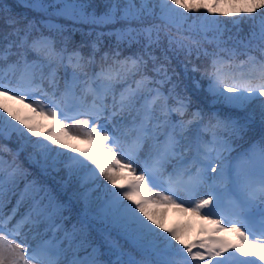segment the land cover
<instances>
[{
	"label": "snow or ice",
	"instance_id": "obj_1",
	"mask_svg": "<svg viewBox=\"0 0 264 264\" xmlns=\"http://www.w3.org/2000/svg\"><path fill=\"white\" fill-rule=\"evenodd\" d=\"M21 6L35 15L0 5V139L18 142L0 156V264H264V0L227 13L220 0ZM76 32L95 35L87 53ZM105 36L115 43L100 54ZM194 52L200 78L174 79L172 60ZM149 202L207 210L238 240H186Z\"/></svg>",
	"mask_w": 264,
	"mask_h": 264
},
{
	"label": "rangeland",
	"instance_id": "obj_2",
	"mask_svg": "<svg viewBox=\"0 0 264 264\" xmlns=\"http://www.w3.org/2000/svg\"><path fill=\"white\" fill-rule=\"evenodd\" d=\"M29 103L32 101L29 100ZM16 109H19V114L21 115H29L32 117L33 121L41 123V124H50L51 120L50 118H45L42 114H39L38 112H33L31 109L27 108L25 105L19 104L18 102H15ZM77 119H87V117H76ZM66 124H73L74 122L72 120L65 121ZM73 131H76L75 127L73 128ZM68 142L72 143L76 147L87 149L90 147V145L84 140V139H78L75 136L66 137ZM117 158L121 159L122 162H127V160L123 157L121 153H117ZM139 173V168L137 169V173ZM131 176L128 174V171H125L122 174V179H120L119 183H126V181H130ZM105 183H107L105 181ZM111 187V185H109ZM162 188L160 187H154L152 188V191L159 192ZM168 194V193H165ZM137 198H142L138 193L136 194ZM200 198H206V196L197 197V199ZM146 209L151 212L155 213L157 215H160V218L162 222L165 224L166 228L173 227V228H180L182 229V234L186 240L192 241L199 239L203 236L208 235L207 231L201 232V228L206 229L203 227L204 221H207L211 223L212 220L221 219L219 216H211L208 217V219H205V215L207 213V210L202 211L200 214H194L191 211L184 210L190 208V205L185 204L183 206V209L178 207L177 205H162V204H155L152 202H149L145 205ZM213 224V223H211ZM217 226L214 224L212 228V232L216 234V232L220 233L221 236H224L226 233H229L233 236L232 241H237L238 238L235 233L225 231L224 229H221L220 231H214V229ZM231 224H224V228H230ZM247 231L246 229H243ZM250 239H254V237L250 236ZM231 251V250H229ZM227 255V253H225ZM240 259H256L255 257H240ZM234 264V262H233Z\"/></svg>",
	"mask_w": 264,
	"mask_h": 264
},
{
	"label": "trees",
	"instance_id": "obj_3",
	"mask_svg": "<svg viewBox=\"0 0 264 264\" xmlns=\"http://www.w3.org/2000/svg\"><path fill=\"white\" fill-rule=\"evenodd\" d=\"M95 2L100 3L101 0H95ZM206 2H208L209 4L214 3L215 0H206ZM231 3L232 0H220V7L222 9V11L224 13H227L229 11H233L234 9L231 7ZM23 4V0H0V5L7 7V8H11L13 11L19 13V14H26L29 17L35 15V13L31 12L29 9L22 7L21 5ZM100 11H102L103 9H99ZM219 19L221 20H230L233 18L224 16V15H220ZM242 27H244L245 29L247 28V25H242ZM87 31V28H85V32ZM72 42L75 45H79L81 43H84L86 45V47L83 49V51L85 53H87L88 51H90L89 47H87V45H89L91 43L92 40L95 39V35L93 36H86V35H82L80 32H76L72 35L71 37ZM115 43V37H103V46L101 48V53L103 54V52L108 51V45L109 44H114ZM123 55H129L131 54L132 51H135L136 46L133 45V47L131 49H129L127 47V45H123ZM157 55H160L159 50H157ZM181 61H184V63H181ZM188 61H191L190 63ZM206 63V59L203 56H200L199 58L197 57L196 53L194 52L190 57L185 58L183 55L180 57L179 60L177 59H173L172 63L170 65V71L171 70H175V72L177 73V76L174 77V79H183L185 82H190V78L194 77L196 79L200 78V72H195L193 73L191 70L193 68V66H196L198 68L203 67V65ZM185 65L187 67V72L185 71ZM202 83L204 84V86L206 87V81H202ZM10 106H12L14 109H16L15 107V103L14 102H9ZM205 110L207 111V107L205 108ZM9 119H11V117H9ZM15 123V121H13ZM18 149V142L16 141L15 138L13 139H0V156H2L5 160L10 161L12 159V155L17 151ZM10 150V151H8ZM25 153L21 152L18 160L20 163H22L25 167H28L27 161L25 159ZM23 185H21L22 187ZM13 203H15V198H13ZM11 207V205H9V208ZM207 223L205 222V225ZM213 224H207V232L208 235H213L212 231L209 230V228H212ZM227 238L231 239L230 236H227Z\"/></svg>",
	"mask_w": 264,
	"mask_h": 264
}]
</instances>
